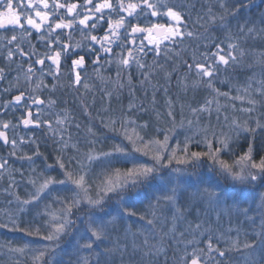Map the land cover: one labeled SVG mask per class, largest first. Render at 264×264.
Instances as JSON below:
<instances>
[{
    "label": "rangeland",
    "instance_id": "rangeland-1",
    "mask_svg": "<svg viewBox=\"0 0 264 264\" xmlns=\"http://www.w3.org/2000/svg\"><path fill=\"white\" fill-rule=\"evenodd\" d=\"M173 2L184 4L183 12L190 17L188 30L193 31L194 35L188 40L200 41L198 47L189 48L193 52L200 50V57L193 54L194 59L190 63L194 65L198 60L211 64L213 60H205V54L211 56L217 51L216 48L208 51L210 40L205 42L206 39L195 32L193 25L198 28L199 34L212 32L215 41L210 43H221L220 54L230 51L229 43L235 46L231 50V56L237 58L235 65H220L219 79L214 85L220 93L227 92L228 98L208 90L194 67L189 72L186 67L169 64L170 53L172 59L179 52L180 55L185 54L184 49L188 47L186 37L175 44L163 41L161 47L165 51L161 56L165 58L153 54L144 57L142 63L146 65L145 75L141 76L140 71L133 66L131 73L122 74V88L117 87L116 74L99 68L88 72L92 79L85 80L79 89L87 97L86 90H92V98L89 99L92 110L83 107L87 109L86 114L81 112L77 118L61 116L56 121L46 123L41 131L43 136L38 135L40 139L37 138L25 150L22 146L17 147L24 159L16 158L12 165L0 169V225H7L0 226V264H185L193 247L204 248V244L186 248L188 242L205 240L208 235L220 238L219 245L213 240L214 247L230 249L222 259V264H246L248 253L244 249L245 243L256 245L254 255L257 264H264V246L259 244V237L255 234L260 231L258 226L264 218V177L254 184H241L224 170L226 166L232 174L240 173L242 166L246 165H237L236 161L244 155L250 144L255 160L264 156L261 151L264 149V135L258 134L253 138L243 132L238 135L231 133L229 122L224 120L228 116L229 121L235 119L237 124L244 125L248 115L243 110L252 107L253 100L257 109L253 116L264 114V104L260 103L264 98L259 91L260 83L264 81V35L259 31L251 36L245 34L246 42H243L239 34V28L246 23L249 28L264 29L261 23L264 21V4L259 0H230L228 7L231 12L224 15L222 24L217 27L215 24L206 25L203 19L198 20V16L202 17L208 6L217 5V0ZM213 11L217 18L221 15L218 6L213 7ZM154 36L160 38L156 34ZM148 47L151 49L154 46ZM129 75L131 85L128 82ZM98 79L108 84V94L95 87V80ZM178 79L187 87H177ZM117 91L118 106L113 102L117 99ZM205 99L210 101L211 114L203 112L200 116L194 115L192 109L203 108ZM112 103H115L114 107ZM130 106H134L135 110ZM79 108L82 109L81 105ZM169 111L173 112L172 117L167 115ZM217 111L220 114L219 122ZM189 120L193 121L192 125H189ZM129 121H135L136 124L127 127L128 136L144 138V143L135 146L139 152L132 149L133 145L125 136L122 125ZM144 125L149 126L138 127ZM89 128L94 135L89 134ZM213 130L218 135L209 149L207 144L208 140L213 139ZM221 132L229 133L230 138L228 147L217 153L215 149L221 147L219 141L224 139L219 135ZM165 134L169 135L166 148L163 147ZM185 143L187 152L182 150ZM116 144L124 145L125 152L97 161L92 166L93 170L78 171L75 164L65 170L58 167L60 160L66 161L69 157L83 160L89 154L111 152ZM37 145L41 154L39 159L34 156ZM192 152L202 155L192 157ZM168 156L174 157L171 164L166 158ZM27 157L33 159L28 160ZM157 157L163 159V165L156 162ZM45 165L53 167L46 168ZM143 165L155 166V172L134 187L110 194L101 206H88L87 201L98 199V194L110 182L123 183L130 171L134 176L139 175ZM32 169L36 170L35 175ZM64 171L74 173L73 181L84 176L80 186L83 190L77 189L78 196L74 192V183L53 184L34 205L21 211L16 207L14 196L6 191L10 190L21 200L29 199L30 193L46 179H64ZM13 181L19 182L20 187H15ZM173 189L174 197L169 202L167 197L173 195ZM206 189L220 193L217 206H210L202 195ZM65 197H75L81 201V205L78 209L72 207L73 214L69 217L73 221L71 227L56 244H50L44 237L56 227L54 223H49L51 214L59 216L62 207L57 201ZM67 206L65 203L64 207ZM244 209H248L246 215ZM132 212L135 215L129 214ZM248 217L255 219V225ZM106 222H114L108 238L102 237L103 242L97 241L93 249H85L83 245L90 238L89 228L93 223L103 225ZM64 239L68 241L64 242ZM233 241L235 247L230 243ZM16 249L23 251H14ZM37 249L43 251L42 256ZM213 257L220 264L221 258L216 257L215 253Z\"/></svg>",
    "mask_w": 264,
    "mask_h": 264
},
{
    "label": "snow or ice",
    "instance_id": "snow-or-ice-1",
    "mask_svg": "<svg viewBox=\"0 0 264 264\" xmlns=\"http://www.w3.org/2000/svg\"><path fill=\"white\" fill-rule=\"evenodd\" d=\"M230 0H217V5L207 7V11L204 15L198 16V20L203 19L206 25L215 24L220 27L224 20V15L231 12L228 4ZM218 6L221 15L217 18L216 13L213 11V7ZM184 4L179 2H173V0H136V2H127L126 0H82V3L70 2V0H52L51 4L49 0H0V29L6 30V25L3 18H7V25L11 26L13 34L9 36L0 35V82L7 81L8 76L13 72H17V76L13 77V80H19V74L22 72L25 81H28L36 72L40 73L41 82L44 77H51L54 80H58L60 77L58 73L60 69L64 67L65 63H68L69 79L73 81L75 85L83 83L82 74L88 71L91 66L93 71L98 68H106L107 71H116L117 87L122 88L124 85L120 82L122 74L127 72L131 73L134 69L139 70L141 76L145 75L144 69L146 65L142 63L144 57L149 54H153L155 57L165 58L161 56V53L165 51L161 47L163 41H170L175 44L178 41H182L184 37H193V31L188 30L189 16H185L183 12ZM19 9V11H17ZM27 10V11H25ZM31 13V14H30ZM234 14V13H232ZM39 21V22H38ZM264 24V21L261 22ZM66 30L80 31L82 35L81 41H76L74 44L69 43L72 40L71 32ZM246 30V31H245ZM17 31L19 34H16ZM259 31L264 35V29H256L255 27L249 28L246 23L239 28V34H246L251 36L252 33ZM96 33V34H93ZM154 33L159 34V39H156ZM39 41L40 46L44 48L43 53H39L36 50V45L32 43V38ZM203 39H208L206 33L198 34ZM231 39V38H226ZM22 45H27L26 48ZM153 45L151 49L148 47ZM211 47L216 48V52L212 53L211 56L205 54V59L213 60V63L206 64L204 62L195 61L192 63H185L184 67L191 72L193 67L195 68L197 75L201 77L203 85H206L207 89L214 92L217 96H223L225 99L228 98V93H220L215 87V83L219 79V72L221 71L220 65L234 66L236 63V57L231 56V50L234 49V45L229 43V52L226 54H220L222 51L221 43L216 42ZM117 49L119 51H117ZM210 50V48H209ZM19 53L21 57H26V60L16 61L14 57ZM35 57V58H34ZM70 62V63H69ZM27 63L29 67L24 70V64ZM39 68H36V66ZM227 70V68H225ZM171 77H169L170 79ZM129 85H131V75L128 78ZM199 83V82H198ZM11 85V81L9 82ZM39 87V86H38ZM87 87V85H85ZM177 87H187L183 85L180 80H177ZM54 90H58V86H53ZM13 88L6 87L0 90V95H11ZM18 93L12 96V99L4 103H0V115L6 116L9 111L15 109L16 112L20 113L19 117H15L17 123L15 125L10 122L2 124L4 130L12 129L15 131L16 127L22 126L26 129H39L47 123L46 120L42 119V113L34 111L38 109L45 102L44 100L33 97L31 91L26 92L22 88H15ZM167 92V89H165ZM260 96L264 98V81H261ZM50 94H54V91ZM261 104H264V99L260 100ZM252 107L244 109L248 115V121L244 125L237 124L235 119L229 121V117L225 116L224 120L228 123V127L231 133L239 134L245 133L247 136L255 138L258 134L264 135V114L259 117H254L253 113L256 109L255 100L251 101ZM135 110L134 106H130ZM219 108V105H217ZM192 112L196 116H200L203 112H209L210 101L204 100L203 108H194ZM15 116V113H13ZM168 116L172 117L173 112L169 111ZM217 122L220 120L219 111L216 112ZM189 125L193 124V121H188ZM135 121H129L122 126L125 128V136L129 142L133 145V150L139 152L136 146L137 143H144V138L135 136V138L128 136L127 127L129 125H135ZM149 125L138 126L148 127ZM79 128V125H77ZM89 134L92 133V129H88ZM217 133L213 130V139L208 140L207 146L209 149L213 147V141L217 137ZM220 136L224 139L220 140L221 147L215 149L217 153L222 152L224 148L228 147V140L230 138L229 133L221 132ZM207 139V134H205ZM188 139H191L189 137ZM169 135L164 136L163 147L168 146ZM61 143H64L61 141ZM18 140L13 135L11 139L6 131H0V146L4 148H11L12 151L8 153L9 157L17 156L16 147ZM31 144V141L29 142ZM35 151L34 156L36 159L40 158V153ZM65 147H68L65 144ZM187 152V144L182 149ZM125 152V146L122 144L113 145V151L111 152H100L98 155H87L83 160L79 158L69 157L65 160L58 161V167L61 170H65L68 166L75 164L76 170L88 171L93 170V165L97 161L106 159L115 154ZM192 157H200L202 153L192 152ZM24 159V157H18ZM168 163L171 164L173 156L166 157ZM28 160H32L33 157H27ZM10 160L0 157V169L7 168ZM156 162L163 165V159L160 157L156 158ZM183 163V161H178ZM237 165L242 166L241 172L232 174L231 169L225 166L224 170L232 175L233 180L239 181L241 184H254L259 178L264 177V156L258 161L253 158V146L250 144L244 155L241 156L237 161ZM46 168H52V165H45ZM136 167V166H134ZM142 172L139 175L129 172V177H132L129 182V177H125L123 183L117 181L115 184L109 183L104 191L98 194L99 198L95 200H88L87 204L89 207H99L103 201L110 194L123 191L128 187H134L138 185L142 180L147 179L155 172V166L143 165ZM178 171V170H177ZM32 174H36V170L32 169ZM73 172L64 171V179H46L44 183L40 185L34 192L30 193L29 199L21 200L18 196H15L10 190L9 195H13L15 198V204L18 210L28 209L31 205H34L41 194L48 190L53 184H65L74 183L76 195H79L77 189L80 188L81 181L84 180V176L80 177V180L73 181ZM23 176V173H21ZM15 187L19 188V182H12ZM35 184V181H33ZM175 189H173V195L168 196L167 200L170 202L174 197ZM202 195L208 200L210 206H217L220 203V193L216 191L205 190ZM11 204L12 201H9ZM62 207V210L57 217L56 213H52V219L49 221L50 224H55L54 230L47 236L44 237L50 244H56L61 235L67 232V229L71 227L73 221L69 219L72 216V207L80 208L81 201L75 197H65L64 200H58ZM65 203L68 204L64 207ZM248 209H244L245 215ZM135 215L134 212L129 213ZM249 220L255 225V219L248 217ZM151 224L152 221H149ZM7 226V225H0ZM114 226V222H106L103 225H93L89 228L90 238L86 240L83 245L85 249H93L94 244L99 241L103 242L107 239L110 232V227ZM13 227H15L13 218ZM197 225V229H199ZM259 232L255 234L259 237V244L264 246V218L261 219L259 224ZM102 237L104 239H102ZM215 239L216 245H219L220 238H214L211 235L206 236L205 240H192L188 242V245L204 244V248L193 247V252L185 260V264H217L213 253L216 257L222 259L227 255V251L221 250L219 247H214L213 240ZM147 243V241H145ZM232 247H235V242H230ZM47 247V246H46ZM206 248V253H205ZM245 252L248 253V259L246 264H257L254 253L256 252V245L248 243L244 244ZM14 251H23V249H16ZM40 255H43V251L37 249ZM103 255V254H99ZM205 255L208 259L205 260ZM39 259V257H37ZM87 264V262H85Z\"/></svg>",
    "mask_w": 264,
    "mask_h": 264
},
{
    "label": "flooded vegetation",
    "instance_id": "flooded-vegetation-1",
    "mask_svg": "<svg viewBox=\"0 0 264 264\" xmlns=\"http://www.w3.org/2000/svg\"><path fill=\"white\" fill-rule=\"evenodd\" d=\"M52 0H49V3L51 4ZM70 2H77L82 3V0H70ZM99 2V0H97ZM5 9H0V11H4ZM19 11V9H17ZM27 11V10H25ZM31 14V13H30ZM4 23L6 25L5 29H0V35L5 36H11L13 34L11 26L7 25V18H3ZM39 22V21H38ZM67 32H71L72 34V40L69 41V43H75L76 41H81L82 35L80 31L73 32L72 30H66ZM16 34H19L17 31ZM96 34V33H93ZM32 43L36 45V50L39 53L44 52V48L40 46L39 41L35 38V35L32 38ZM22 47L26 48L27 45H22ZM117 51H119L117 49ZM35 58V57H34ZM16 61L26 60V57H21L19 53L14 57ZM70 63V62H69ZM0 67H3V64H0ZM29 65L27 63L24 64V70H27ZM36 68H39L37 65ZM102 69V71H107L106 68H99ZM92 68L89 66L88 71L82 74V81L92 78L89 77L87 74L88 72H91ZM109 72V71H107ZM111 74H116V71L113 70L109 72ZM59 79L54 80L51 77H44L42 82L40 79V73L36 72L35 75H33L28 81H25L23 73L21 72L19 74L20 78L19 80H13V77L17 76V72L13 71L9 76L7 81L0 82V90L6 88V87H12L13 91L11 95H0V103H4L6 101H9L12 99L13 95L18 94L15 91V88H22L25 90L26 95L29 91H31V94L33 97L44 100V104L41 105L38 109H35L34 111H38L42 113L41 118L47 121V124L52 121H56L57 119H60L61 116L72 118V117H79V114L81 112H84L86 114V110H92L90 107L89 99L92 98V90L88 89L86 90V93L88 94V97L83 94V91L79 89L80 85H75L71 79H69V69H68V63L64 64V67L60 69V72L58 73ZM11 81V85L9 82ZM57 85L58 90H54L53 86ZM39 86V87H38ZM95 87L97 89H100L102 93L108 94L109 87L108 84L104 80H95ZM54 91V94H50ZM118 91H117V99L114 101V95L112 96L113 102H116V106H118ZM115 103H112L114 107ZM79 105H81V108H79ZM83 107H86L87 109L84 110ZM112 107V106H111ZM2 111V110H0ZM15 113V116L13 115ZM20 113L16 112L15 109L12 111H9L6 116L0 115V131H6L9 139L15 135V137L18 140L17 147L22 146V149L30 145L29 142L31 141V144L36 142L37 138L40 139L39 136H43L42 129L44 130L45 125H43L39 129H26L22 126L16 127L15 131L10 128L8 130H4L2 128V124L5 122H10L11 124L15 125L17 123V120L15 117H19ZM85 116V115H84ZM42 131V132H41ZM40 134V135H39ZM39 135V136H38ZM16 147L17 156L15 157H9L8 153L12 151V149L4 148L3 146H0V157L4 159H9V165L13 164V160L21 156L22 152ZM17 149L19 151H17Z\"/></svg>",
    "mask_w": 264,
    "mask_h": 264
},
{
    "label": "trees",
    "instance_id": "trees-1",
    "mask_svg": "<svg viewBox=\"0 0 264 264\" xmlns=\"http://www.w3.org/2000/svg\"><path fill=\"white\" fill-rule=\"evenodd\" d=\"M259 2H261V4H264V0H259ZM193 29L195 30V32H197L198 34H199V31H198V28L196 27V26H194L193 25ZM207 34V36L209 37L208 39H206V41L205 42H207V41H209V43H208V45H209V48L211 49V50H208V51H214V47H211V45H213L212 43H210V42H212L213 40H214V36H212V32L211 31H209V32H207L206 33ZM201 40V39H200ZM242 40H243V42H246L245 40V34L244 35H242ZM185 41H186V43L188 44V47L186 48V49H184V51H185V54L184 55H180V52L178 53V54H175V55H173L174 57H173V59H172V56H171V53L169 54V64L171 65L172 63L173 64H175V65H177V66H179V67H184V65H185V63H190L191 61L193 62V59L194 58H192V56H193V54H195L196 56H199L200 54H198V52L200 51V50H197V51H192V50H190L189 51V48L191 47L192 48V46H196V47H198V45L200 44L199 42L200 41H196V40H194V39H190V40H188V37H186L185 38ZM215 41V40H214ZM191 52V53H190ZM209 56V55H208ZM200 57V56H199ZM206 60V59H205ZM185 68V67H184ZM262 152H264V149H262L261 150ZM68 241V239H64V242H67ZM70 243H71V240H69V242H68V244L70 245Z\"/></svg>",
    "mask_w": 264,
    "mask_h": 264
},
{
    "label": "water",
    "instance_id": "water-1",
    "mask_svg": "<svg viewBox=\"0 0 264 264\" xmlns=\"http://www.w3.org/2000/svg\"><path fill=\"white\" fill-rule=\"evenodd\" d=\"M159 35V34H158Z\"/></svg>",
    "mask_w": 264,
    "mask_h": 264
}]
</instances>
